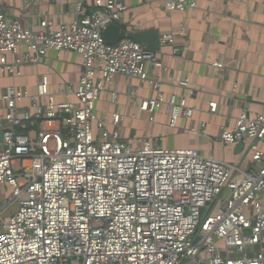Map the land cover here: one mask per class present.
<instances>
[{"label":"built area","instance_id":"1","mask_svg":"<svg viewBox=\"0 0 264 264\" xmlns=\"http://www.w3.org/2000/svg\"><path fill=\"white\" fill-rule=\"evenodd\" d=\"M72 1L76 20L58 29L48 15L26 28L0 11V80L14 81L1 98L0 189L8 186L12 201L0 208V264H264V115L245 109L235 127H221L216 143L244 147L233 164L165 147L162 137L124 138L127 112L102 119L96 110L107 92L119 105L117 77L129 79L131 99L133 81L155 93L139 106L149 123L164 109L176 129L195 110L148 73V66L166 70L156 52L131 39L106 42L104 31L128 11L125 0ZM154 1L169 14L198 7V0ZM183 34L161 35L160 47L176 53ZM50 52L83 58L78 83L56 93L43 74L35 94L17 87L22 69L42 65ZM27 100L31 115L20 112Z\"/></svg>","mask_w":264,"mask_h":264},{"label":"crops","instance_id":"2","mask_svg":"<svg viewBox=\"0 0 264 264\" xmlns=\"http://www.w3.org/2000/svg\"><path fill=\"white\" fill-rule=\"evenodd\" d=\"M125 4L128 11L119 26L127 32L141 24L138 31L152 30L161 38L165 33L184 29L177 40L176 53L172 47H160L156 52L166 70L153 66L147 70L152 77L163 80L162 91L166 95L187 98L195 113L191 123L181 119L176 129L167 126L164 109L156 114L155 123H149L139 106L141 99L154 97L155 93L133 81L138 98L131 99L129 79L117 77L114 87L119 93V105L111 103L110 92L103 94L97 103L99 117L108 119L115 111L127 112L124 138L162 137L164 146L171 144L172 149L195 148L204 157L237 163L240 156L235 148L219 145L216 137L221 127H235L236 119L245 109L264 115V0H198L196 9L172 14L165 11L161 1L125 0ZM0 11L10 21L20 19L26 28L38 27L48 15L58 29L76 20L77 5L72 0H0ZM217 62L223 64L222 69L213 66ZM82 64L79 55L58 57L50 52L42 65L24 67L15 84L35 94L39 77L46 74L52 91L57 93L65 83H78ZM179 80H188V88L177 87ZM13 84L11 78L0 80V116L6 113L2 95ZM211 103L218 105L216 113L210 111ZM20 112L34 113L28 100ZM191 127L197 134L187 131ZM0 143V148L4 147ZM262 199L264 202V195Z\"/></svg>","mask_w":264,"mask_h":264},{"label":"water","instance_id":"3","mask_svg":"<svg viewBox=\"0 0 264 264\" xmlns=\"http://www.w3.org/2000/svg\"><path fill=\"white\" fill-rule=\"evenodd\" d=\"M106 42L109 45H116L123 39H131L145 46L147 50L157 52L160 49V37L155 31H137L127 32L117 24H112L103 33ZM4 133L0 129V141L3 140ZM244 147L242 145L235 148L236 154H241Z\"/></svg>","mask_w":264,"mask_h":264},{"label":"rangeland","instance_id":"4","mask_svg":"<svg viewBox=\"0 0 264 264\" xmlns=\"http://www.w3.org/2000/svg\"><path fill=\"white\" fill-rule=\"evenodd\" d=\"M96 110H97V113L99 114V112H98L99 109L97 108V106H96ZM0 145H1V143H0ZM165 147L174 148L173 145H171V144H168ZM3 148L4 147H1L0 150H2ZM11 201H12V190L6 185L2 186V188L0 189V208L5 207ZM17 208H18L17 205H13L12 207H10L9 210L5 213V217H8L11 214H13L14 212H16Z\"/></svg>","mask_w":264,"mask_h":264},{"label":"trees","instance_id":"5","mask_svg":"<svg viewBox=\"0 0 264 264\" xmlns=\"http://www.w3.org/2000/svg\"><path fill=\"white\" fill-rule=\"evenodd\" d=\"M27 126H29V124L27 123L26 124ZM18 130H19V132H21V133H27L28 132V130H26V129H23V127H21V128H18Z\"/></svg>","mask_w":264,"mask_h":264}]
</instances>
